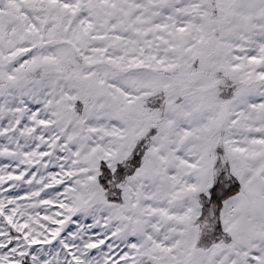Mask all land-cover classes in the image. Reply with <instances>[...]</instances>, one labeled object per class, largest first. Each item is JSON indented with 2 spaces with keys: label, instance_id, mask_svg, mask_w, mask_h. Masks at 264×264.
I'll use <instances>...</instances> for the list:
<instances>
[{
  "label": "snow or ice",
  "instance_id": "snow-or-ice-1",
  "mask_svg": "<svg viewBox=\"0 0 264 264\" xmlns=\"http://www.w3.org/2000/svg\"><path fill=\"white\" fill-rule=\"evenodd\" d=\"M0 264H264V0H0Z\"/></svg>",
  "mask_w": 264,
  "mask_h": 264
}]
</instances>
